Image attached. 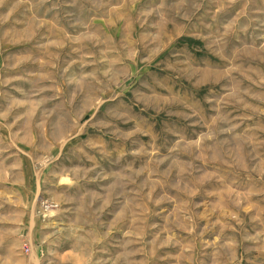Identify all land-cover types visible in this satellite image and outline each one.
<instances>
[{"label": "rangeland", "instance_id": "rangeland-1", "mask_svg": "<svg viewBox=\"0 0 264 264\" xmlns=\"http://www.w3.org/2000/svg\"><path fill=\"white\" fill-rule=\"evenodd\" d=\"M0 264H264V0H0Z\"/></svg>", "mask_w": 264, "mask_h": 264}]
</instances>
